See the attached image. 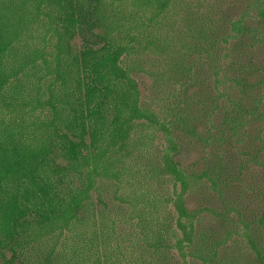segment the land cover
I'll return each instance as SVG.
<instances>
[{"label": "trees", "instance_id": "obj_1", "mask_svg": "<svg viewBox=\"0 0 264 264\" xmlns=\"http://www.w3.org/2000/svg\"><path fill=\"white\" fill-rule=\"evenodd\" d=\"M260 56L264 0H0V264H264Z\"/></svg>", "mask_w": 264, "mask_h": 264}, {"label": "rangeland", "instance_id": "obj_2", "mask_svg": "<svg viewBox=\"0 0 264 264\" xmlns=\"http://www.w3.org/2000/svg\"><path fill=\"white\" fill-rule=\"evenodd\" d=\"M260 61H264V56H260L259 57ZM149 71L148 73H137L136 74V79L139 82L140 85V90L142 92V96L144 99L148 100L149 102H151L154 99V95L152 94V92L150 91V86L152 85V77L149 75ZM263 128H261L258 131H252L250 133V137H247L245 139V143L244 146L241 145L239 147V151H248L250 154H255L256 150H260L259 156H258V163H251L252 166V180L250 181L251 184L254 185V188L256 191L252 192L250 190H246L245 186L244 189L247 193H249V195H255L257 192H260L261 190H264V126H262ZM151 144L153 145V150L155 151V153L158 152V148H162L164 145V140L161 137V133L157 132V134L154 136V140L151 141ZM245 145L247 146V148L245 147ZM249 149V150H248ZM242 153V152H241ZM241 156V155H240ZM198 157V151L193 149L190 151H185L182 154H180V156H178V160H180V162L182 163L183 167H189L192 163H194L196 161V158ZM244 157V156H243ZM247 159V161L250 162V160L252 161V159L250 157H245ZM244 181H246L244 179ZM247 184V182H244ZM171 187V186H169ZM258 187V188H257ZM103 195L104 198V202L106 203V201L108 202V206L113 204L115 206H117L119 204V198L115 197L113 198L112 195L110 194H106L105 191H100ZM264 193V191H263ZM260 201V203H264V196H260L258 198ZM106 200V201H105ZM94 201H96V197L94 195ZM99 208H102V205H99ZM260 208L258 209H254L256 211V213L260 214L261 210L259 211ZM122 216H119V218ZM123 221V220H122ZM126 225V224H125Z\"/></svg>", "mask_w": 264, "mask_h": 264}]
</instances>
